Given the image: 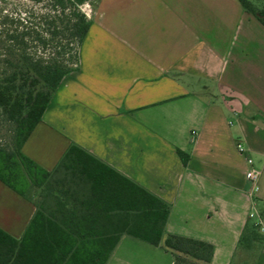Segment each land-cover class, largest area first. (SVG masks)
I'll list each match as a JSON object with an SVG mask.
<instances>
[{
  "label": "crops",
  "instance_id": "1",
  "mask_svg": "<svg viewBox=\"0 0 264 264\" xmlns=\"http://www.w3.org/2000/svg\"><path fill=\"white\" fill-rule=\"evenodd\" d=\"M89 18L23 154L51 172L76 145L169 204L165 235L211 244L209 264H264V238L241 243L251 211L264 224L263 25L238 0H99ZM34 212L0 182L1 230ZM106 264L173 256L124 235Z\"/></svg>",
  "mask_w": 264,
  "mask_h": 264
},
{
  "label": "trees",
  "instance_id": "2",
  "mask_svg": "<svg viewBox=\"0 0 264 264\" xmlns=\"http://www.w3.org/2000/svg\"><path fill=\"white\" fill-rule=\"evenodd\" d=\"M238 1L264 27V8ZM98 2L3 0L0 110L15 134L12 150L0 148V182L32 201L35 212L19 239L0 229V264H106L124 235L161 245L173 264H209L211 244L165 235L169 204L80 147L71 145L51 172L22 152L52 93L77 67L90 26L84 8L93 11ZM177 154L185 166L188 155ZM257 233L253 224L245 227L241 243Z\"/></svg>",
  "mask_w": 264,
  "mask_h": 264
},
{
  "label": "rangeland",
  "instance_id": "3",
  "mask_svg": "<svg viewBox=\"0 0 264 264\" xmlns=\"http://www.w3.org/2000/svg\"><path fill=\"white\" fill-rule=\"evenodd\" d=\"M8 3L15 2L17 0H6ZM249 1L254 7L258 9L264 8V0H247ZM3 0H0V9L2 7ZM85 11L89 15V17L92 14V9L89 6H85ZM2 29L1 25V19H0V30ZM14 134H15V124L11 121H9L6 116L2 113L0 110V148L5 149L7 151L12 150L13 148V141H14ZM39 191H36L33 193V199L37 197ZM259 214V213H258ZM253 224V223H252ZM250 226V224H249ZM257 238L251 239V242L253 245L256 246V241H261L262 233L256 228ZM260 234V235H259ZM264 237V236H263ZM260 239V240H259Z\"/></svg>",
  "mask_w": 264,
  "mask_h": 264
},
{
  "label": "built area",
  "instance_id": "4",
  "mask_svg": "<svg viewBox=\"0 0 264 264\" xmlns=\"http://www.w3.org/2000/svg\"><path fill=\"white\" fill-rule=\"evenodd\" d=\"M238 151L242 152L244 149L241 144H237ZM247 164L249 165V169L245 173V177L248 181L252 184V190H257V180H258V172L253 168V162L250 158L247 159ZM249 219L253 221V225L255 228H257L262 235L264 236V224L261 220L258 212L256 210H253L248 215Z\"/></svg>",
  "mask_w": 264,
  "mask_h": 264
}]
</instances>
